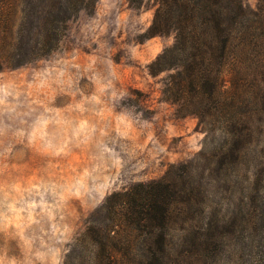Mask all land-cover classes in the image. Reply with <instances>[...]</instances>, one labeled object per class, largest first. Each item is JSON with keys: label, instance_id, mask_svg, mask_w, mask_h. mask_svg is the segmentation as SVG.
<instances>
[{"label": "trees", "instance_id": "1", "mask_svg": "<svg viewBox=\"0 0 264 264\" xmlns=\"http://www.w3.org/2000/svg\"><path fill=\"white\" fill-rule=\"evenodd\" d=\"M97 1L0 0V70L49 55ZM129 2L153 9L145 37L174 35L148 68L207 135L194 158L110 192L61 264H204L223 246L238 264H264V0Z\"/></svg>", "mask_w": 264, "mask_h": 264}, {"label": "rangeland", "instance_id": "2", "mask_svg": "<svg viewBox=\"0 0 264 264\" xmlns=\"http://www.w3.org/2000/svg\"><path fill=\"white\" fill-rule=\"evenodd\" d=\"M152 18L129 0H98L49 55L0 70V264H61L110 192L159 178L203 147L199 116L179 114L163 98L164 73L149 71L174 40L145 37ZM227 248L204 264H238Z\"/></svg>", "mask_w": 264, "mask_h": 264}]
</instances>
